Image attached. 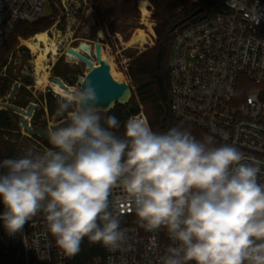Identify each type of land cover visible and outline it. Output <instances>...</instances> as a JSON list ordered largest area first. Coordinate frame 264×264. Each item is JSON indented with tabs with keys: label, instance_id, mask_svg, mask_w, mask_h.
I'll return each instance as SVG.
<instances>
[{
	"label": "clouds",
	"instance_id": "1",
	"mask_svg": "<svg viewBox=\"0 0 264 264\" xmlns=\"http://www.w3.org/2000/svg\"><path fill=\"white\" fill-rule=\"evenodd\" d=\"M96 102L89 83L62 96L68 123L48 129L51 147L0 162V220L9 234L43 212L66 256L84 238L123 249L128 236L109 199L119 187L141 227L166 230L172 244L163 264H264V162L180 126L153 131L137 116L118 136L119 120L102 117Z\"/></svg>",
	"mask_w": 264,
	"mask_h": 264
},
{
	"label": "built area",
	"instance_id": "2",
	"mask_svg": "<svg viewBox=\"0 0 264 264\" xmlns=\"http://www.w3.org/2000/svg\"><path fill=\"white\" fill-rule=\"evenodd\" d=\"M45 2L0 0V49L19 22L38 18ZM141 3L150 18L153 0H139ZM191 4L196 9L204 7V11L174 30L172 112L178 120L203 129L222 144L235 146L249 160L264 162V0H191ZM152 37L156 36L150 33L149 46ZM131 59L124 60L127 72ZM129 84L138 99L135 85ZM138 103L139 111L129 117L149 123L139 99ZM258 179L264 183V164ZM110 206L118 216H136L119 187L112 191ZM121 229L128 236V245L114 252L103 247V256L89 264H163L172 244L165 229L150 232L138 219ZM0 237L14 249L13 260L0 264H68L48 231L45 215L34 216L16 234L0 226Z\"/></svg>",
	"mask_w": 264,
	"mask_h": 264
},
{
	"label": "trees",
	"instance_id": "3",
	"mask_svg": "<svg viewBox=\"0 0 264 264\" xmlns=\"http://www.w3.org/2000/svg\"><path fill=\"white\" fill-rule=\"evenodd\" d=\"M154 12L153 19L156 21L154 28L157 35L156 43L153 47L141 52L137 56H133L128 66V76L136 87V95L143 104L146 115L153 131L166 132L169 128L180 126L191 131V133L199 140H203L206 136H211L203 129L178 120L171 109V86H170V57L174 40V30L187 21L193 20L192 13L196 7L191 4V0H153ZM181 8L179 11L178 9ZM121 10V9H120ZM131 13L121 18L120 13L110 15L106 27L112 33L122 32L125 29L136 25L140 16V12L136 6H133ZM55 15L39 16L32 22H19L13 33L0 49V98L5 97L10 91L13 84V77L3 71L9 62L12 53L15 52L19 45V39H28L39 32H43L52 27L55 23ZM133 20V23H129ZM105 24V23H103ZM54 73L58 76H65L64 71H59L57 66L54 67ZM71 84L75 80H69ZM47 106L51 117L57 116V120L67 118V113H57L54 109L52 101H56L54 94L45 95ZM15 98V97H14ZM136 96H133L135 106L132 107L131 101L122 105L117 103L110 111L102 112L104 116H115L120 123L118 129L113 131L118 136H123L124 124L128 117L139 111V103ZM11 104L17 106H26L17 98L11 100ZM44 113V109H36L33 116V124L40 125L38 118ZM18 114L11 109H0V162L7 158H16L14 147L5 141L3 135L5 132H13L18 130L16 118ZM103 123V120H102ZM66 126V124L62 125ZM46 127V126H45ZM45 129V128H44ZM44 141L47 147H51L48 140L39 135H34ZM213 145L220 146L222 143L215 137ZM110 199V198H109ZM111 210V206H110ZM37 215H45L43 212ZM121 226L137 222V216H119ZM3 226V221L0 222ZM104 249L99 243L92 244L87 238H84L81 244L80 252L75 256H67L68 264H89L94 258L103 256ZM14 258V249L6 238L0 237V263H8Z\"/></svg>",
	"mask_w": 264,
	"mask_h": 264
},
{
	"label": "rangeland",
	"instance_id": "4",
	"mask_svg": "<svg viewBox=\"0 0 264 264\" xmlns=\"http://www.w3.org/2000/svg\"><path fill=\"white\" fill-rule=\"evenodd\" d=\"M138 1L139 0H46L44 11L39 16L55 15L54 25L46 31L51 40L56 43L59 54H49V57L44 60L45 67L37 68V53L33 52L25 44V40L32 39L36 34L28 39L20 38L19 45L9 58L8 66L3 70L13 77V84L8 94L0 98V109H6L2 104H11V100L17 98L21 103L27 104L23 106L24 108L31 103H36L38 109H44V113L38 118L41 127L49 129L57 124L59 120H57V116L51 117L45 95L48 93L54 94L56 101H52L53 107L57 109L56 111L59 113L58 101L62 98V95L53 89L52 83L54 81H52V77H60L69 87H72L74 90H79L77 82L71 84L67 78L61 75H55L54 67L57 66L59 71H64L66 67H69L70 71L76 70V74L84 76L88 66L80 60L69 61L66 58V49L68 47H79L82 42L94 45L95 42L101 41L105 53L114 64L115 70L122 73L121 77H119L120 82L131 83L127 71L125 70L124 60L137 56L141 52L153 47L157 39L154 30V33L151 34H154L156 37H152V46H149L147 43L143 46L137 44L128 46L131 44H126L137 28L143 29L148 35L147 41H150L149 27L143 20L141 6L138 4ZM133 6H136L140 12V16L136 22L137 24L122 32L117 31L119 33L118 36L110 32L108 27H106L110 15H116L118 12H121L120 16L124 18V16L132 12L131 9ZM178 10L180 11L181 8ZM146 20L153 23L154 29L156 21L153 19V13L151 17L146 18ZM90 57L96 62L94 55ZM44 75L46 76V81H43ZM40 79H42L43 82L40 83ZM16 84H18L19 87L15 93V98H11L13 87ZM132 99L131 103H133L132 107H134L135 103ZM101 115L104 117L105 113L101 112ZM30 121L33 124V118ZM16 122L18 123V130L5 132L3 135L5 141L14 147L16 158L24 156L30 150L34 152H43L46 148H49L42 139L31 135L23 128L21 125V115L18 114ZM0 171H6V169H0ZM3 211L4 206L2 202H0V213ZM1 221L2 220H0V222Z\"/></svg>",
	"mask_w": 264,
	"mask_h": 264
},
{
	"label": "water",
	"instance_id": "5",
	"mask_svg": "<svg viewBox=\"0 0 264 264\" xmlns=\"http://www.w3.org/2000/svg\"><path fill=\"white\" fill-rule=\"evenodd\" d=\"M204 11V7L197 8L191 15L194 17ZM103 44L101 41H97L94 45L87 42L80 43L78 49L75 47H68L66 49L67 53L72 54L74 57H69V61L80 60L84 62L87 66V72L84 76H79L77 84L79 89L83 90L84 86L89 83L96 94V107L101 109L102 112L110 111L117 103L125 105L128 104L134 96L133 87L127 82L117 81L112 73L111 66L109 62L103 58L102 55ZM96 58L94 62L90 56ZM52 81L58 83L61 88L69 91L70 87L63 82L60 77H52ZM19 85L16 84L13 87L11 93V98L15 97V93ZM74 91L72 89L70 92ZM6 109H11L15 113L21 115V125L28 131L31 135H39L47 139L48 129H44L41 126L33 127L31 124V118L33 117L35 110L37 109L36 103H31L26 108L13 105L10 103L2 104ZM68 123V117L60 120L57 124L52 127H61ZM48 140V139H47Z\"/></svg>",
	"mask_w": 264,
	"mask_h": 264
},
{
	"label": "bare ground",
	"instance_id": "6",
	"mask_svg": "<svg viewBox=\"0 0 264 264\" xmlns=\"http://www.w3.org/2000/svg\"><path fill=\"white\" fill-rule=\"evenodd\" d=\"M141 10L143 13V20L146 24H148L149 27V31L150 33H154V29H153V23H151L149 20H146L147 15L149 14V10L146 8L145 3H141ZM147 38L148 35L146 34V32L141 29V28H137L133 35L131 36V38L128 40V42H126V44H131L128 46H132V45H140L143 46L144 44L147 43ZM25 44L35 53H37V68H44V60H46L49 57V54H53V55H57L58 53V48L56 46V43H54L53 40H51L49 34L47 31H43V32H39L37 33L34 37H32V39L30 40H25ZM76 49H78V47H75ZM69 57H74L72 54L68 53ZM102 55L103 58L106 59L110 66H111V73L114 75V77L116 78L117 81H120L119 77H121L122 73L121 72H117L115 70L114 64L112 63V60L107 56V54L105 53L104 48L102 49ZM45 76V75H44ZM123 79V78H122ZM46 76L44 77L43 81H46ZM42 79H40V83L43 82ZM38 83V81H37ZM52 87L53 89L59 93L62 96L67 95L68 93H70V91L73 89L72 87L70 88L69 91L63 89L60 87V85L56 82L52 83ZM2 104V103H1Z\"/></svg>",
	"mask_w": 264,
	"mask_h": 264
},
{
	"label": "flooded vegetation",
	"instance_id": "7",
	"mask_svg": "<svg viewBox=\"0 0 264 264\" xmlns=\"http://www.w3.org/2000/svg\"><path fill=\"white\" fill-rule=\"evenodd\" d=\"M129 23H133V20H130ZM110 34V33H108ZM115 34V33H114ZM103 44V43H102ZM67 53V52H66ZM67 55H69L67 53ZM64 72H65V76L68 80H75V82H77L78 80V77L80 76L79 74H76V70H71L70 71V68L69 67H66V69H64ZM64 82V81H63ZM71 88V87H70ZM38 107V106H37ZM36 111V110H35ZM35 114V113H34ZM34 116V115H33ZM33 118V117H32ZM31 118V119H32ZM32 124V123H31ZM33 127L35 126H40V125H35V124H32Z\"/></svg>",
	"mask_w": 264,
	"mask_h": 264
}]
</instances>
